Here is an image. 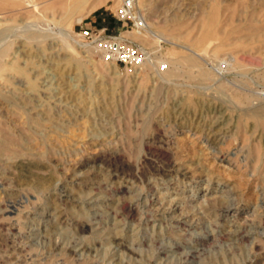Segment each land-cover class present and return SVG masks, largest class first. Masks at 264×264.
<instances>
[{"label":"rangeland","instance_id":"rangeland-1","mask_svg":"<svg viewBox=\"0 0 264 264\" xmlns=\"http://www.w3.org/2000/svg\"><path fill=\"white\" fill-rule=\"evenodd\" d=\"M0 1V264H264V39L197 41L214 0H137L130 68L81 37L124 30L121 0ZM233 1L221 25L264 24Z\"/></svg>","mask_w":264,"mask_h":264},{"label":"bare ground","instance_id":"bare-ground-1","mask_svg":"<svg viewBox=\"0 0 264 264\" xmlns=\"http://www.w3.org/2000/svg\"><path fill=\"white\" fill-rule=\"evenodd\" d=\"M10 0H8L9 2ZM27 3L31 4V3H35L38 1H42V0H24ZM120 1V0H119ZM235 1V0H234ZM233 1V3H234ZM241 3H244L246 5H251L253 2H258L260 3L262 6L264 5V0H238ZM1 2V1H0ZM4 2V1H3ZM90 2V3H89ZM104 2V0H59L55 3H52L49 7L54 9L57 7H60L63 10V14L62 17L63 18H69L72 17L75 13H79V12H83L84 8L87 4H89L88 8L86 9L85 13H90L92 10L96 9L100 4H102ZM210 2V1H209ZM239 2V3H240ZM6 3V2H5ZM207 3V2H205ZM225 3V2H224ZM240 3V4H241ZM118 4V2H117ZM222 4V3H221ZM68 5V7H67ZM230 5V4H229ZM3 7V5H1ZM48 8V7H47ZM228 10V7H226ZM225 8V11H227ZM253 8V7H252ZM260 9L262 8L261 6L259 7ZM233 7L231 6V11H232ZM205 10V9H204ZM203 10V11H204ZM222 10L223 7L220 5V3L218 2V0H214V3L210 6V8L208 10H205L204 12V17L201 18V25L199 27V33L200 36L198 38L197 41H202V42H213L216 39H220L221 42H223L226 39L231 38L232 36H235L238 38L237 40H245V41H249L250 43L252 42H256V41H261L262 39H264V24H257L256 21L255 22H245L244 23H239V24H234V17L233 16H229V19L227 21L226 24L221 25L222 24V20H224L223 18H221V14H222ZM234 10V9H233ZM230 11V12H231ZM242 11V10H241ZM228 12V13H230ZM238 12V11H237ZM248 12V11H247ZM258 12L257 10L255 11V13ZM240 13V12H239ZM259 14V12H258ZM234 15V14H233ZM238 15V14H237ZM241 15V14H240ZM243 15V14H242ZM263 15V14H262ZM240 17V16H238ZM257 17V15H256ZM261 17V16H260ZM248 18V17H247ZM146 19V18H145ZM255 19V17H254ZM259 19V18H258ZM238 20V19H237ZM242 21V20H241ZM258 21V20H257ZM261 21V20H260ZM225 22V21H224ZM148 24V23H147ZM21 26V25H20ZM17 29V28H16ZM146 36H150L153 40H155V42H158L159 38H156L157 34L154 33H149V31H147ZM141 36L142 39H146L147 37ZM225 37V38H224ZM219 42L218 45H221L222 43ZM193 59V58H192ZM171 81V80H170ZM253 114H255V116L259 119V121H262L264 123V106L261 108H258L256 110H252ZM35 114V112L33 113ZM36 116V115H35ZM3 128V127H2ZM6 133V132H5ZM4 134V133H2ZM30 134V133H29ZM5 136V135H4ZM9 137V135H8ZM10 138V137H9ZM8 138V140H9ZM1 139V138H0ZM4 139V138H3ZM6 139V138H5ZM2 140V139H1ZM12 140V139H11ZM18 140V139H17ZM20 141V140H19ZM2 142V141H1ZM10 142V141H9ZM14 143V142H12ZM4 144V143H3ZM7 144V142H6ZM38 147V146H37ZM8 148V147H7ZM17 148V147H16ZM5 152V151H4ZM15 152V151H14ZM13 153V152H12ZM2 154V153H1ZM15 154V153H14ZM34 156V155H32ZM36 157V156H34ZM22 159H24L22 157ZM36 159V158H34ZM33 160V158H32ZM105 160V159H104ZM108 160V159H107ZM28 162V161H27ZM170 162V161H169ZM121 165V164H120ZM122 167V165H121ZM177 170V169H176ZM129 171V170H128ZM184 171V170H183ZM187 171V170H186ZM133 172V173H132ZM131 174H133V176H135L134 171H132ZM117 173V172H116ZM116 175V174H115ZM122 175V174H121ZM122 177V176H121ZM99 185V184H98ZM95 191V189H94ZM160 194V193H159ZM213 194V193H212ZM185 196V195H184ZM164 197V196H163ZM157 198V197H156ZM162 198V197H161ZM155 199V198H154ZM96 200V199H95ZM159 200V199H158ZM160 202V201H159ZM170 202V201H169ZM225 203V202H224ZM160 204V203H159ZM158 204V205H159ZM223 204V203H222ZM221 205V204H220ZM227 205V204H226ZM171 206V205H170ZM228 206V205H227ZM93 207V206H92ZM163 207V206H162ZM129 208V207H128ZM127 208V209H128ZM171 208V207H170ZM130 209V208H129ZM161 209V208H160ZM188 210V209H187ZM186 210V211H187ZM168 211V210H167ZM166 211V212H167ZM224 211H229L228 208H225ZM165 213V212H164ZM182 213V212H181ZM175 214V213H174ZM173 214V215H174ZM180 214V213H179ZM188 215V214H187ZM221 215V214H220ZM182 216V215H181ZM185 216V215H184ZM185 220V219H184ZM197 221V220H196ZM195 221V222H196ZM178 222V220H177ZM191 224V223H190ZM200 224V223H199ZM176 225V224H175ZM16 228V227H15ZM178 228V227H177ZM189 228V227H188ZM88 229V228H87ZM82 231L86 230L85 226L81 227ZM229 231V230H228ZM238 231V230H237ZM224 232V231H223ZM232 232V231H231ZM235 232V231H234ZM45 233V232H44ZM92 233V232H91ZM13 234V233H12ZM46 234V233H45ZM49 234V233H48ZM117 236V235H116ZM7 238V237H6ZM86 238V237H85ZM88 239V238H87ZM112 240V239H111ZM10 242V241H9ZM54 242V241H53ZM56 243V242H55ZM121 244V243H120ZM58 245V244H57ZM122 245V244H121ZM177 245V244H176ZM4 246V245H3ZM85 246V245H84ZM92 247V246H91ZM163 247V246H162ZM16 248V247H15ZM81 248V247H80ZM86 248V247H85ZM132 248V247H131ZM177 248V247H176ZM198 248V247H197ZM68 251V252H67ZM84 251V250H83ZM130 251V250H129ZM67 253H70V255H74L76 253L75 249L72 248H66V252L64 253L65 256ZM134 253V252H133ZM166 254V253H165ZM61 255V254H60ZM48 256V254H47ZM81 256V255H80ZM6 257V255H5ZM14 257V256H12ZM50 258V257H49ZM63 259V258H62ZM65 259V258H64ZM5 260V259H4ZM6 261V260H5ZM47 261V260H46ZM65 262V261H64ZM10 263V262H9ZM78 263V262H77ZM34 264V263H33ZM159 264V263H158Z\"/></svg>","mask_w":264,"mask_h":264},{"label":"built area","instance_id":"built-area-1","mask_svg":"<svg viewBox=\"0 0 264 264\" xmlns=\"http://www.w3.org/2000/svg\"><path fill=\"white\" fill-rule=\"evenodd\" d=\"M116 19L122 23L123 29L109 34L107 28H86L81 32L83 41L91 44L107 63L130 68H140L147 63L149 51L136 43L126 33L135 30L143 33L147 30L145 15L138 9L137 0H121L114 12ZM126 28V29H125Z\"/></svg>","mask_w":264,"mask_h":264}]
</instances>
